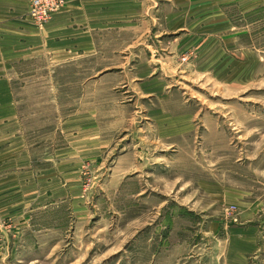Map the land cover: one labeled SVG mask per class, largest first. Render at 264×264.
<instances>
[{"label":"rangeland","instance_id":"rangeland-1","mask_svg":"<svg viewBox=\"0 0 264 264\" xmlns=\"http://www.w3.org/2000/svg\"><path fill=\"white\" fill-rule=\"evenodd\" d=\"M201 1L208 71L169 89L197 112L186 134L141 131L155 101L84 83L93 73L77 63L16 67L21 161L0 183V264H264V0ZM127 99V115L144 112L126 131L86 118L78 134L81 112ZM132 145L145 166L126 175L117 160Z\"/></svg>","mask_w":264,"mask_h":264},{"label":"crops","instance_id":"crops-1","mask_svg":"<svg viewBox=\"0 0 264 264\" xmlns=\"http://www.w3.org/2000/svg\"><path fill=\"white\" fill-rule=\"evenodd\" d=\"M201 2L65 0L47 23L38 26L29 14V0H0V183L5 181L7 167L21 161L11 156L19 146L21 150L23 135L14 72L20 63L39 57L50 61L52 68L54 63H77L78 71L93 73L84 83L98 82L112 93L120 85L132 87L142 100L155 101L153 107L144 110L141 131L154 123L162 125L159 133L173 130L179 136L190 132L197 112L181 97L171 96L169 89L175 80L198 67L208 71L209 37L204 34H209V27L204 29L199 18L209 25V2L206 6ZM187 51L197 58L180 61ZM130 102L122 100L123 105L107 112L95 106L87 112L88 117L86 111L81 112L76 123L78 134L84 131L82 121L86 118L110 120L108 132L112 135L126 131L124 125L135 112H144L139 107L127 115ZM135 146L123 149V157L117 160L119 170L126 169V175L129 169L138 171L145 166L144 150ZM204 188L209 194L208 180Z\"/></svg>","mask_w":264,"mask_h":264},{"label":"built area","instance_id":"built-area-1","mask_svg":"<svg viewBox=\"0 0 264 264\" xmlns=\"http://www.w3.org/2000/svg\"><path fill=\"white\" fill-rule=\"evenodd\" d=\"M29 14L33 21L42 25L48 21L53 13L64 3L65 0H29Z\"/></svg>","mask_w":264,"mask_h":264}]
</instances>
